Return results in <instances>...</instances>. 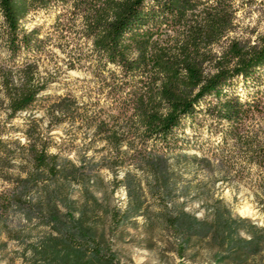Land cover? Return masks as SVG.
<instances>
[{
    "label": "trees",
    "instance_id": "trees-1",
    "mask_svg": "<svg viewBox=\"0 0 264 264\" xmlns=\"http://www.w3.org/2000/svg\"><path fill=\"white\" fill-rule=\"evenodd\" d=\"M255 3L0 0V57L4 58L0 106L6 105L10 120L36 108L57 78L56 71L42 74L43 58L62 61L69 70L84 69L95 83L94 94L88 103H80L75 95L57 96L48 111L50 123L79 121L94 129L108 149L106 168L117 174L130 164L163 162L195 147L205 158L221 161L237 182L260 193L264 204V126L252 129L247 124L256 115L264 121V36L255 44L230 36L238 13ZM41 12L54 18L50 33L26 25L31 15ZM53 48L66 57H59ZM55 64L60 70L61 65ZM35 132L27 135L34 170L20 177L12 193L1 200L7 217L0 222L19 208L27 219L37 216L49 226V232L30 247L33 264H120L84 213L76 216L69 197L49 195L46 205L28 198L39 183L76 173L75 167L68 170L59 163L41 132ZM5 134L0 129V158L7 149ZM125 177L130 189L127 172ZM139 207L136 203L133 209ZM209 212L203 219L185 210L166 218L181 239L180 256L193 239L219 248L215 256L221 264L227 260L245 264L264 252V226L234 215L218 199ZM127 218L111 213L116 226Z\"/></svg>",
    "mask_w": 264,
    "mask_h": 264
},
{
    "label": "rangeland",
    "instance_id": "rangeland-1",
    "mask_svg": "<svg viewBox=\"0 0 264 264\" xmlns=\"http://www.w3.org/2000/svg\"><path fill=\"white\" fill-rule=\"evenodd\" d=\"M236 24L230 36L255 44L258 37L264 36V0H257L240 11ZM26 25L29 28L41 26L44 32L50 33L54 18L41 12L31 15ZM53 50L59 57H66L57 48ZM55 62L61 65L60 70ZM3 64L4 58L0 57V65ZM40 70L43 75L56 71L57 78L42 94L35 109L10 120L6 105L0 106V129H5L7 139V149L0 158V219L7 217L3 214L1 200L12 193L20 177L34 170L27 135L35 136L38 131L48 150L59 156V163L68 170L75 167L76 173L69 178L39 183V188H33L28 198L46 205L49 195L58 193L69 197L77 209L76 216L84 213L98 235L116 252L120 264H221L215 256L219 248L197 239H193L180 256L181 239L166 223L168 216L181 210L203 219L217 199L234 215L248 217L258 226H264L260 193L237 182L227 174L221 161L205 158L198 148H186L163 162L130 164L126 169L117 170V174L106 168L110 158L108 149L106 143L94 135V129L82 126L79 121L50 123L48 114L59 95H75L80 103H88L95 90L90 74L84 69L69 70L64 62L47 58L40 61ZM15 75L19 80V72ZM3 98L1 94L0 99ZM247 124L252 129H260L264 121L256 115ZM202 131L208 136L206 130ZM189 134L195 144L192 131ZM123 149L129 150L127 146ZM126 172V181L132 185L130 189L125 186ZM136 203L139 210L133 209ZM60 208L63 212L67 210L66 206ZM113 211L120 218L128 216L127 220L116 226L111 220ZM48 232L49 226L37 216L27 219L25 211L13 208L8 220L0 222V264H33L30 247ZM222 264H232V260ZM245 264H264V252L249 258Z\"/></svg>",
    "mask_w": 264,
    "mask_h": 264
}]
</instances>
